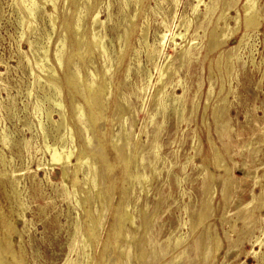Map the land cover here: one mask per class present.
<instances>
[{
    "label": "rangeland",
    "instance_id": "1",
    "mask_svg": "<svg viewBox=\"0 0 264 264\" xmlns=\"http://www.w3.org/2000/svg\"><path fill=\"white\" fill-rule=\"evenodd\" d=\"M224 1L203 0L194 12L197 0H55V25L42 8L30 29L21 0H0L6 263L264 264V0H256L261 26L233 59L244 2ZM225 34L228 43L211 51ZM92 35L104 48L88 44ZM93 79L103 91L97 122L85 99ZM53 148L74 152L66 179L51 165ZM211 193L209 217L192 231ZM254 194L260 203L237 214Z\"/></svg>",
    "mask_w": 264,
    "mask_h": 264
},
{
    "label": "bare ground",
    "instance_id": "2",
    "mask_svg": "<svg viewBox=\"0 0 264 264\" xmlns=\"http://www.w3.org/2000/svg\"><path fill=\"white\" fill-rule=\"evenodd\" d=\"M203 0H197V2L193 5V10H194V12H196L197 10H198V7L201 5V2H202ZM238 1L239 0H225L224 1V4L225 5H229V8H232V7H234L237 3H238ZM16 2V1H15ZM179 2V1H178ZM243 11H244V19H243V22H244V26H245V32L242 34V36H241V38H240V40H239V43L235 46V47H232L231 49H230V59H233V57H234V55H233V52L234 51H236V50H239L240 48H241V45L243 44V42L246 40V37H247V35H248V32L249 31H252V30H257L260 26H261V24H262V14H260V12H259V7H258V5H257V3H256V0H243ZM21 3H22V5L24 6V9H25V11L27 12V15H28V17H29V22H30V25H29V28L30 29H33V27L35 26L34 25V23H33V20L34 19H36L35 17H36V15L38 14V13H40L39 11H42L41 9L43 8V9H45V12L46 13H49V15L51 16V21H52V23L55 25V21H56V18H57V16L55 15V12H56V10L58 9V6H57V4H56V2H55V0H42L41 2L40 1H37V0H21ZM47 6V7H46ZM48 6H53V9L54 10H49V9H47L48 8ZM212 7H210V8H207V14H209L210 12H212ZM147 13V12H146ZM46 15V14H45ZM44 15V16H45ZM144 16H146V15H144ZM95 17V16H94ZM235 20H236V25L237 26H235L233 29H232V33H236V32H238L237 30H238V23H239V19H238V16H234L233 17ZM94 19V18H93ZM44 20V19H43ZM23 21H24V19H23ZM35 21V20H34ZM187 21H190V20H187ZM50 23V22H49ZM185 24V23H184ZM187 26V25H186ZM188 27V26H187ZM185 29V28H184ZM187 33V32H186ZM213 34H214V31H213ZM164 36H166V35H164ZM184 36V33H181V31H180V33L179 34H175V37H174V42H175V44L176 45H178V41H177V39L178 38H182ZM230 36V34H228V35H222L221 37L219 36V38H216V36H214V39H215V41H214V43L211 45V48H210V50L211 51H213V50H215L216 48H218V47H220V46H222V45H225L226 43H228V41H229V37ZM163 37V36H162ZM180 38V39H181ZM82 39L83 38H79V43L82 41ZM184 39H186V38H184ZM164 40H165V38H164ZM102 40H100V37L99 36H97V35H92L91 36V38L89 39V42H88V44L89 45H94L95 47H98V48H104V46H103V44H102V42H101ZM162 41V40H161ZM173 42V43H174ZM16 43V42H15ZM31 43V42H30ZM164 43V42H163ZM165 45H166V43H164ZM35 45V44H34ZM164 45V46H165ZM31 46H32V43H31ZM63 46H64V43H63ZM188 46V45H187ZM258 46V45H257ZM65 47V46H64ZM30 48V47H29ZM35 48V47H34ZM46 48V47H45ZM154 48V47H153ZM158 48V47H157ZM161 48H162V46H161ZM176 48V47H175ZM183 48V47H182ZM31 49V48H30ZM152 49V48H151ZM184 49V48H183ZM182 49V50H183ZM32 50V49H31ZM176 50V49H175ZM30 51V50H29ZM153 51H154V49H153ZM152 52V51H151ZM160 52V51H159ZM172 53V52H171ZM222 53V52H221ZM56 55V59L58 60V62L61 64V65H63L64 64V61H63V53L58 49L57 50V52L55 53ZM138 55V54H137ZM150 56H151V54H149ZM153 55H154V53H153ZM174 55H175V53H174ZM220 56H221V54H220ZM173 57V55L171 54L170 55V59ZM44 59V58H43ZM170 59H168V60H170ZM139 62V61H138ZM40 65H41V62H38ZM261 63V62H260ZM2 66V65H1ZM38 67V66H37ZM168 67H169V63H166L164 66H163V68H162V70H161V75H160V77H159V79L157 80L158 81V83H163L164 82V76H165V74L167 73V70H168ZM49 71V70H48ZM41 73H43V72H41ZM1 76V75H0ZM57 76V73H54V74H52V80H54L55 81V77ZM96 76V74H93V77H95ZM79 78V74L78 73H73L71 76H67V80H68V82H69V84H73V80L72 79H78ZM95 80L93 79L92 81H90V82H88L87 84H86V86H87V88L90 90V91H92L91 93H90V95L88 96H85V99H86V101H87V103H88V105H89V107H90V112H89V118H90V120H92L93 122L97 119V117H98V111H99V109H100V107L102 106V104H103V100H102V98H101V95H102V93H103V91H102V87H99L98 89H94V87H95ZM55 85H57V83H55ZM157 88V87H156ZM94 90V91H93ZM182 97V96H181ZM178 98V97H177ZM241 103V102H240ZM60 105H62L61 103H60ZM49 106V105H48ZM76 109H78V112H80L81 111V109H82V107H81V105H78V106H76ZM62 112V111H61ZM61 112H59V113H61ZM98 112V113H97ZM76 114L78 115V113L76 112ZM61 116H64V115H62V114H60ZM80 117H81V114H80ZM252 117V116H251ZM82 118V117H81ZM258 118V117H257ZM53 119V118H52ZM61 119V118H60ZM57 122V121H56ZM55 122V123H56ZM95 122H97V121H95ZM57 124H58V122H57ZM62 124V123H61ZM59 125V124H58ZM60 127V126H59ZM81 131H82V133H83V135H85L86 136V129H82L81 128ZM223 131H224V129H223ZM71 134H72V130H71ZM224 134V133H223ZM4 142H6V140H7V138L6 137H3V139H2ZM88 140V139H87ZM2 141V142H3ZM47 142V141H46ZM5 144V143H4ZM3 144V145H4ZM6 145V144H5ZM48 147V146H47ZM55 148V147H54ZM53 148V149H54ZM64 148V147H63ZM50 149V148H49ZM63 151V150H62ZM65 151V150H64ZM81 154L79 155V156H77V162H76V165L78 166V169L80 168L79 167V165H81V163L84 161V159L86 158V153H85V151L84 150H82L81 152H80ZM119 154H120V157H121V159L126 163V164H128V162H129V158L128 157H126V155H125V152H124V150L123 149H119ZM50 155H52V154H50ZM73 155H74V152L72 151V150H70L69 152H60L59 150H57V149H54V152H53V155H52V163H51V165L52 166H55V165H57L58 166V168H60V169H62V171H63V176L65 177V179L67 178V176H68V174H69V171H68V169H67V164L68 163H71V161H73L72 160V157H73ZM221 156V155H220ZM223 156V155H222ZM105 157V156H104ZM49 163V162H48ZM84 163H86V159H85V162ZM40 165V164H39ZM83 165V164H82ZM81 165V166H82ZM215 165L219 168V169H224V170H226V171H228V166H226V165H224L223 163H222V160H220L219 159V157H216L215 156ZM109 166L110 167H113V165L111 164V163H109ZM91 172V171H90ZM214 173V172H213ZM50 174V173H49ZM53 174V173H52ZM229 176H227V177H230V173H227ZM2 175H4V177H5V174L4 173H2L1 171H0V177L2 176ZM49 176V175H48ZM3 177V176H2ZM212 177H214L213 175H212ZM215 178V177H214ZM76 179V178H75ZM227 179H229V178H227ZM49 180H50V178H49ZM63 180V179H62ZM212 180H214V179H212ZM259 182H261V179H259ZM68 187V186H67ZM64 189H65V186H64ZM75 189V188H74ZM262 190H263V192H264V187H262ZM215 193V192H214ZM68 196V195H67ZM115 197V196H114ZM262 197V194L260 195V196H258V195H255L254 194V197H253V200L252 201H250L247 205H245L244 207H242L238 212H237V214H240L241 212H246V214H249L248 213V211H247V208H248V206L249 205H251V204H253L254 202H259V201H261L260 200V198ZM212 198H213V193H211V194H209V196L207 197V199L205 200V202H204V208H205V210H202L200 213H199V218H198V222H196V221H192L193 223H192V225H191V227H192V231H195L198 227H199V225L200 224H203V222H205V220L209 217V212H210V205H211V201H212ZM260 203V202H259ZM259 205H261V206H263L264 205V200L261 202V204H259ZM73 211V210H72ZM245 214V215H246ZM20 216V215H19ZM126 216H127V218L126 219H128L131 223H134V219H133V216L132 215H129L128 213H126ZM89 219V218H88ZM87 219V220H88ZM243 219L246 221L247 219H248V217L246 216V217H243ZM74 224V223H73ZM97 230V229H96ZM194 233V232H193ZM11 228H10V226L8 225V224H6V229H5V238L7 237L8 238V236L10 237L11 236ZM122 233H121V230H116V232H115V237L117 238V237H119L120 235H121ZM10 239V238H9ZM183 240L184 239H182V238H177V240H176V242H177V244H181L182 242H183ZM257 240V239H256ZM185 242V241H184ZM214 242V241H213ZM261 243V244H260ZM264 243V239H259V244L260 245H262ZM215 247L218 249V248H220L219 246H220V244L215 240ZM185 245V244H184ZM14 246V245H13ZM263 246V245H262ZM262 248V247H261ZM76 249V248H75ZM219 250V249H218ZM220 250H221V248H220ZM215 251V250H214ZM4 252H6V248L4 247V243H3V241H1L0 240V264H22L18 259H15L13 262H11V263H6L5 262V260H4V257H3V254H4ZM85 254V253H84ZM13 256V255H12ZM99 263V262H98ZM67 264H71V262L70 261H67ZM96 264H97V262H96ZM257 264V263H256Z\"/></svg>",
    "mask_w": 264,
    "mask_h": 264
}]
</instances>
